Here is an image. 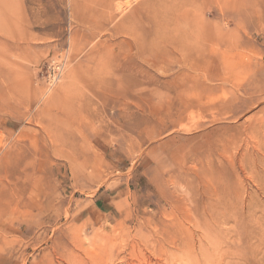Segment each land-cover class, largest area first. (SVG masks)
<instances>
[{
	"label": "rangeland",
	"instance_id": "374dc122",
	"mask_svg": "<svg viewBox=\"0 0 264 264\" xmlns=\"http://www.w3.org/2000/svg\"><path fill=\"white\" fill-rule=\"evenodd\" d=\"M190 263L264 264V0H0V264Z\"/></svg>",
	"mask_w": 264,
	"mask_h": 264
},
{
	"label": "built area",
	"instance_id": "2783aa9c",
	"mask_svg": "<svg viewBox=\"0 0 264 264\" xmlns=\"http://www.w3.org/2000/svg\"><path fill=\"white\" fill-rule=\"evenodd\" d=\"M63 62L62 61H53L48 64L47 70V83L52 85L54 84L63 71Z\"/></svg>",
	"mask_w": 264,
	"mask_h": 264
},
{
	"label": "bare ground",
	"instance_id": "6f19581e",
	"mask_svg": "<svg viewBox=\"0 0 264 264\" xmlns=\"http://www.w3.org/2000/svg\"><path fill=\"white\" fill-rule=\"evenodd\" d=\"M152 37V36H151ZM149 39H151V38H149ZM222 53H223V51H222ZM199 242V241H198ZM180 245H177V248L179 247ZM190 260V259H189ZM195 260V259H194ZM189 261H185V263H188ZM191 264V263H190Z\"/></svg>",
	"mask_w": 264,
	"mask_h": 264
}]
</instances>
